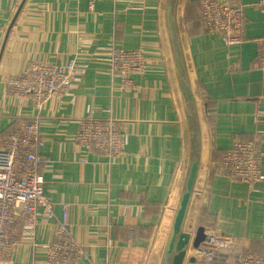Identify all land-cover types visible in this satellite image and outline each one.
<instances>
[{
  "label": "crops",
  "instance_id": "crops-1",
  "mask_svg": "<svg viewBox=\"0 0 264 264\" xmlns=\"http://www.w3.org/2000/svg\"><path fill=\"white\" fill-rule=\"evenodd\" d=\"M165 0H0V135L22 119L40 118L39 148L46 196L67 203L81 264H158L188 153V132L163 22ZM243 10L244 31L225 44L199 21L200 0H181L179 25L202 128V157L191 220L205 240L189 246L184 264H237L241 250L264 244V182L253 192L233 188L212 162L264 119V70L256 64L264 35L259 0H227ZM117 48L141 49L155 60L133 87L118 88L103 59ZM80 65L69 92L36 111L29 98L10 96L9 76L31 61ZM117 120L126 134L112 159L87 152L75 135L86 117ZM264 131V123L260 124ZM264 148V136L262 141ZM264 173V158L262 160ZM60 206L40 216L34 234L0 264H47L41 244L54 238Z\"/></svg>",
  "mask_w": 264,
  "mask_h": 264
},
{
  "label": "built area",
  "instance_id": "built-area-1",
  "mask_svg": "<svg viewBox=\"0 0 264 264\" xmlns=\"http://www.w3.org/2000/svg\"><path fill=\"white\" fill-rule=\"evenodd\" d=\"M259 10L264 13V0H259ZM200 16L207 31L217 33L225 44L239 41L244 31L243 10L227 0H200ZM256 64L264 70V35L258 40ZM118 88L133 87L130 74H143L147 64L155 58L141 49L117 48L103 58ZM80 65L75 60L66 64L31 61L25 69L6 80L10 96L22 100L29 98L38 112L54 97L69 92L77 79ZM257 108L255 131L246 139L238 140L221 152L216 163L217 172H226L236 184L233 188L250 193L256 184L264 182L262 146L264 131ZM126 134L120 130L116 119L86 116L77 127L75 140L87 152L104 153L110 158L118 157L124 149ZM43 143L40 118L32 115L22 119L11 130L0 135V260L11 256L21 238L15 233L21 226L25 237L34 234L40 216L54 217L62 207L54 238L41 244L46 252L47 264H81L85 248L72 238L67 216V203L49 199L44 192L42 157L39 148ZM237 264H264V244L261 249L245 248L238 255Z\"/></svg>",
  "mask_w": 264,
  "mask_h": 264
},
{
  "label": "water",
  "instance_id": "water-1",
  "mask_svg": "<svg viewBox=\"0 0 264 264\" xmlns=\"http://www.w3.org/2000/svg\"><path fill=\"white\" fill-rule=\"evenodd\" d=\"M180 2L164 1L163 22L188 132V153L185 174L158 264H184L189 246H198L206 237L205 226L199 225L193 231L191 224L193 197L201 166L202 128L180 32Z\"/></svg>",
  "mask_w": 264,
  "mask_h": 264
},
{
  "label": "trees",
  "instance_id": "trees-1",
  "mask_svg": "<svg viewBox=\"0 0 264 264\" xmlns=\"http://www.w3.org/2000/svg\"><path fill=\"white\" fill-rule=\"evenodd\" d=\"M200 4V3H199ZM200 16V15H199ZM218 161V160H217ZM217 161L216 160H214L213 162H212V173L214 174V170H215V166H216V163H217Z\"/></svg>",
  "mask_w": 264,
  "mask_h": 264
},
{
  "label": "rangeland",
  "instance_id": "rangeland-1",
  "mask_svg": "<svg viewBox=\"0 0 264 264\" xmlns=\"http://www.w3.org/2000/svg\"><path fill=\"white\" fill-rule=\"evenodd\" d=\"M191 224H192V230L194 231V229L196 228L195 221L193 220V221L191 222ZM190 246H192V245H190ZM240 252H241V251H240Z\"/></svg>",
  "mask_w": 264,
  "mask_h": 264
}]
</instances>
